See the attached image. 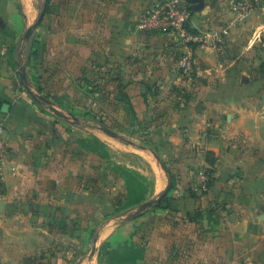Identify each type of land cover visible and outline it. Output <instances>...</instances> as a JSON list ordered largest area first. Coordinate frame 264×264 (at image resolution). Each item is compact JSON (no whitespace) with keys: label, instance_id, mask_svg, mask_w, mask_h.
<instances>
[{"label":"crops","instance_id":"0c3cea01","mask_svg":"<svg viewBox=\"0 0 264 264\" xmlns=\"http://www.w3.org/2000/svg\"><path fill=\"white\" fill-rule=\"evenodd\" d=\"M155 1L48 0L31 36L41 73L24 70L28 85L35 76L84 88L86 113L100 101L107 117L132 116L144 142L134 149L62 124L20 94L14 45L28 43L46 0H0V123L9 140L0 264H104L105 254L109 264H264V0L236 26L233 0L188 5L190 29L225 44L222 52L192 46L196 76L187 86L175 39L136 29ZM150 151L171 175L169 192L129 221L109 218L166 187ZM202 171L210 172L203 189Z\"/></svg>","mask_w":264,"mask_h":264},{"label":"built area","instance_id":"2783aa9c","mask_svg":"<svg viewBox=\"0 0 264 264\" xmlns=\"http://www.w3.org/2000/svg\"><path fill=\"white\" fill-rule=\"evenodd\" d=\"M259 0L253 3L233 0L231 9L234 14L232 26L246 22L256 10ZM264 10V6H263ZM192 11L185 0H156L139 18L136 29L153 35L161 33L170 35L183 50L177 60V73L183 86L191 85L196 76V60L193 45L211 46L223 51L225 41L217 34H192L189 22ZM9 140L6 127L0 123V191L4 183L5 163L8 159ZM201 187L205 188L209 176L206 171L200 173Z\"/></svg>","mask_w":264,"mask_h":264},{"label":"rangeland","instance_id":"374dc122","mask_svg":"<svg viewBox=\"0 0 264 264\" xmlns=\"http://www.w3.org/2000/svg\"><path fill=\"white\" fill-rule=\"evenodd\" d=\"M41 11H42V7L40 4L36 9V15L38 14L39 16ZM33 39H35V37L34 38L30 37L28 40V43L26 42L25 46L22 45L20 47V45L17 44L18 45L17 47V45H14L16 46V49H15L16 53L14 57L20 63L18 72L21 70H25V68L28 67L30 68L29 73L31 74V77L33 75H38L39 73H41V72H38L37 74V68H38L37 53L39 52L40 45L35 46V52L33 53L32 52L33 50L31 48L33 46ZM20 50H21V54H19ZM19 55L21 59H19ZM47 73L51 74V71H48ZM29 86L31 87L32 91L37 92L41 96L48 99L56 108H58L61 111L63 116L68 117V115L71 114L74 117H76L78 120V123H77L78 128L83 129L86 127L88 129H92L93 132L100 133L101 132L100 128L104 126L112 130L113 132H115L118 135V139L128 147L139 149V146L144 144L143 141H139L138 135L140 133L139 131H137L135 127H133V123H134L133 117L130 116L129 114L127 115L123 111L118 112V113L109 112L110 117H107L106 114L104 113L102 114L101 107L103 103H101L100 101H93L91 103L92 112L86 113L84 109L85 101L83 100L84 88H81L78 86L58 87V86H53L52 84H48L47 82L40 83V82H37V79L35 76H34V81L32 78V82L29 83ZM19 90H20V94L27 96L21 84L19 85ZM35 104L39 110H44V113L46 115H49L55 120H58L60 123L71 124L69 121H66L65 119L61 117H59V119L55 118V114L48 109V106L40 105L37 103ZM88 104L89 103L87 102L86 105ZM137 207H135L130 212L125 213V214L110 215L109 218L118 216L117 218L120 221H124L121 218L125 216H129L132 212H134L137 209ZM96 233H97V230H94L91 236L92 239L96 235ZM103 258L106 259L108 264L110 263L111 259L108 254H105ZM107 263H104V264H107Z\"/></svg>","mask_w":264,"mask_h":264},{"label":"water","instance_id":"95a60500","mask_svg":"<svg viewBox=\"0 0 264 264\" xmlns=\"http://www.w3.org/2000/svg\"><path fill=\"white\" fill-rule=\"evenodd\" d=\"M185 1H186L187 5H191V8L193 10H197V9L201 8L202 7V3H203V0H185ZM43 15H44V11H41V13L38 16V18L35 21V23L26 30V32L24 34V39L26 41L29 40V38L32 36V34L35 31V29L41 23ZM18 75H19L20 83H21L22 87L24 88L26 93L30 96V98L35 103L40 104V105L48 106V109L50 111H52L56 116L61 117V118L65 119L66 121H69L71 124H77L78 123V120H77L76 117H74L71 114H69L68 117L63 116L61 111L58 108H56L48 99H46L45 97L41 96L39 93L32 91V89L30 88V86L27 83V77H26V73H25L24 70L19 71ZM68 118H70V119H68ZM100 129H101L102 132H104L105 134H107L110 137H113V138H117L118 137V135L116 133L110 131L106 127H101ZM150 153L154 157V159H155L156 163L158 164V166L160 167V169L165 174H168L167 168L162 163V161L160 160L158 155L154 151H150ZM170 188H171V181L169 179L166 187L160 192V194L158 195L157 198L152 199L150 201H147V202L139 205L137 207V209L134 212H132L129 216L122 217L121 219L124 220V221H129L130 219L135 218L136 216L140 215L141 213L145 212L146 210H148V209L154 207L155 205L159 204L165 198V196L169 192ZM98 236H99V232H97V234L95 235V237L93 239V249H92L93 253L97 250Z\"/></svg>","mask_w":264,"mask_h":264},{"label":"trees","instance_id":"16d2710c","mask_svg":"<svg viewBox=\"0 0 264 264\" xmlns=\"http://www.w3.org/2000/svg\"><path fill=\"white\" fill-rule=\"evenodd\" d=\"M47 1L48 0H46V4H45V7H44V9L42 10V11H46V9H47ZM188 6V5H187ZM188 9H189V7H188ZM189 27V26H188ZM190 31H191V33L192 34H194V35H196V34H198V33H195L193 30H191L190 29ZM124 102H125V104H127L128 105V108H129V110H131V106H130V104H129V101L127 100V99H125L124 100ZM5 126V125H4ZM207 174H208V176L210 177V172H207ZM168 178L170 179V181H171V175L169 174V171H168ZM210 185V183L208 182V186ZM163 201V200H162Z\"/></svg>","mask_w":264,"mask_h":264}]
</instances>
